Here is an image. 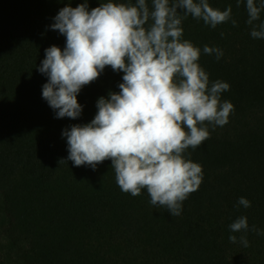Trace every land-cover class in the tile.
Wrapping results in <instances>:
<instances>
[{
	"label": "trees",
	"instance_id": "1",
	"mask_svg": "<svg viewBox=\"0 0 264 264\" xmlns=\"http://www.w3.org/2000/svg\"><path fill=\"white\" fill-rule=\"evenodd\" d=\"M83 2L0 0V214L12 238L3 263L264 264V39L250 35L246 0L239 6L237 0H209L222 11L232 8L231 19L215 28L191 15L182 20V39L200 48L198 64L210 85H230L221 102H231L234 110L224 126L206 122L209 138L184 153L202 166L203 179L178 216L152 205L146 189L139 196L121 191L110 159L95 170L67 160L62 132L89 123L98 98L119 92L123 77L106 66L83 86L76 119L57 118L42 97L48 77L38 68L45 49L66 45V36L50 27L53 18L69 3ZM104 2L88 0L89 10ZM205 45L223 55L205 54ZM240 197L251 206L239 205ZM240 216L247 217L249 230L233 233L229 225Z\"/></svg>",
	"mask_w": 264,
	"mask_h": 264
},
{
	"label": "clouds",
	"instance_id": "2",
	"mask_svg": "<svg viewBox=\"0 0 264 264\" xmlns=\"http://www.w3.org/2000/svg\"><path fill=\"white\" fill-rule=\"evenodd\" d=\"M151 5L150 10L147 0H108L89 10L88 0L76 7L69 3L50 26L66 36V45L63 50L56 45L45 49L38 71L48 77L42 97L57 118L71 119L81 115L77 94L83 86L95 81L106 66L123 72L119 92L98 98V110L89 123L62 132L67 160L95 170L110 159L121 191L139 196L146 189L152 205L165 206L178 216L182 202L203 179L202 166L184 153L209 138L206 122L224 126L234 110L231 102H221V93L230 85L220 80L210 85L208 73L198 64L200 48L182 39V20L191 15L215 28L231 19L232 8L222 11L209 0H151ZM262 9L264 0L259 6L256 0H246V23L253 38L264 39V22L255 23ZM203 52L215 53L217 59L223 55L208 45ZM238 204L251 206L244 197ZM229 228L247 232V217H238ZM251 230L259 234L255 226ZM229 240L235 243L237 237L230 235ZM240 242L249 246L245 235Z\"/></svg>",
	"mask_w": 264,
	"mask_h": 264
},
{
	"label": "rangeland",
	"instance_id": "3",
	"mask_svg": "<svg viewBox=\"0 0 264 264\" xmlns=\"http://www.w3.org/2000/svg\"><path fill=\"white\" fill-rule=\"evenodd\" d=\"M4 222L3 219L1 218V214H0V264H4L3 263V257L4 259L6 258L5 256H8V254L6 253V251L9 248H12V238H10L6 233H5V227H4ZM12 255H16V252L13 251Z\"/></svg>",
	"mask_w": 264,
	"mask_h": 264
}]
</instances>
